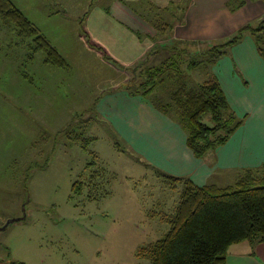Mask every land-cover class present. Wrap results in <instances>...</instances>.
Masks as SVG:
<instances>
[{
	"label": "rangeland",
	"instance_id": "obj_1",
	"mask_svg": "<svg viewBox=\"0 0 264 264\" xmlns=\"http://www.w3.org/2000/svg\"><path fill=\"white\" fill-rule=\"evenodd\" d=\"M10 1L59 52L66 66L44 63L41 50L29 49L30 38L20 40L13 24L0 19V225L23 215L0 230V264H147L136 249L163 232L166 225L160 217L172 212L180 185H170L156 169L140 164L91 108L103 92L124 90L122 86L136 81L132 66L123 72L118 63L107 66L85 37L86 14L94 13L92 6H107L112 0ZM235 2L227 5L226 1L225 7L231 11ZM167 12L156 16L167 24L153 38L148 64L166 56L159 45L176 40L166 36L179 11L173 16ZM261 51L264 54V44ZM183 66L187 86L205 77L202 68ZM170 88V84L158 86L150 97L164 102ZM80 131L91 139L85 148L69 139L72 132ZM115 141L121 152L115 149ZM223 173L213 172L207 180L224 186L241 170L228 177ZM86 176L93 177L91 192L71 191V183L86 181ZM87 194L93 198H86ZM154 216L158 222L147 230L146 221L153 223ZM248 248L252 250L246 240L240 241L228 246L226 253Z\"/></svg>",
	"mask_w": 264,
	"mask_h": 264
},
{
	"label": "trees",
	"instance_id": "obj_2",
	"mask_svg": "<svg viewBox=\"0 0 264 264\" xmlns=\"http://www.w3.org/2000/svg\"><path fill=\"white\" fill-rule=\"evenodd\" d=\"M243 3V0H237L234 7ZM181 9L180 5L173 3L164 7L169 16ZM0 19L13 24L20 40L30 38L29 49L32 52L41 50L44 63L66 66L59 52L10 0H0ZM149 24L158 34L165 31L167 22L154 19ZM263 30L264 19H261L253 24H243L237 28L235 35L224 41L172 40L159 45L167 54L155 64L147 63L152 51L148 49L141 59L131 65L135 83L122 87L129 95L147 99L155 109L173 120L183 131L185 145L192 155L203 158L207 152L224 144L245 118L237 116L231 109L209 67L244 34L250 35L256 49L262 53ZM89 44L99 50L105 60L115 63L99 46L90 41ZM183 64L182 69L202 68L205 77L187 86L181 70ZM164 84L171 85L167 100L162 102L151 98L153 91ZM97 99L95 97L91 108L94 109ZM73 133L69 139L78 141L83 148L91 140L82 131ZM113 145L118 152L122 151L118 142ZM154 171L170 185L179 184L180 188L172 212L163 213L160 217L166 225L165 230L158 238L136 249L135 254L146 259L147 264H221L231 244L246 240L253 245L264 241V162L242 169L232 183L224 186L213 183L196 185L186 176L171 175L160 169ZM92 180L93 177L86 176V181H73L70 189L74 192L83 189L90 193ZM94 186L91 185L92 189ZM86 198L93 196L87 194ZM10 264L18 263L11 261Z\"/></svg>",
	"mask_w": 264,
	"mask_h": 264
},
{
	"label": "crops",
	"instance_id": "obj_3",
	"mask_svg": "<svg viewBox=\"0 0 264 264\" xmlns=\"http://www.w3.org/2000/svg\"><path fill=\"white\" fill-rule=\"evenodd\" d=\"M226 1L232 3V0H112L107 6H92L90 11L94 10V13L86 14L87 37L118 63L119 71L123 72L154 45L156 34L149 22L156 16H164V7L170 3L182 7L166 36L170 39L205 43L219 37L227 40L235 35V28L248 20L255 23L264 19L262 0H244L231 11L225 7ZM126 2L136 7L123 5ZM147 15L153 16L152 19ZM229 22L231 27L224 31ZM111 63L105 60L107 66ZM211 72L231 109L237 116L245 118L224 144L203 158L192 155L185 145L183 131L173 120L139 95H129L118 89L105 91L96 100L94 108L123 140L126 149L153 169L188 176L196 185L212 183L207 179L213 172L219 176L225 171L223 177H228L232 176L231 172L264 162V54L256 49L250 35L244 34L215 61ZM138 157L136 160L144 164ZM148 220L147 230L158 222L155 216L153 223ZM154 235L151 232L152 238ZM249 245L252 250L226 253L221 264H264V241Z\"/></svg>",
	"mask_w": 264,
	"mask_h": 264
},
{
	"label": "water",
	"instance_id": "obj_4",
	"mask_svg": "<svg viewBox=\"0 0 264 264\" xmlns=\"http://www.w3.org/2000/svg\"><path fill=\"white\" fill-rule=\"evenodd\" d=\"M23 218V215L20 216V217H16V218H10V219H7L2 225H0V230L3 229L7 224H9L10 222L12 221H17V220H20Z\"/></svg>",
	"mask_w": 264,
	"mask_h": 264
}]
</instances>
